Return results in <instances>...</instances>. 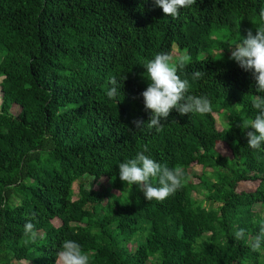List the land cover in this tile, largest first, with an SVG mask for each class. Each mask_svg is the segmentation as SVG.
<instances>
[{
  "label": "trees",
  "instance_id": "1",
  "mask_svg": "<svg viewBox=\"0 0 264 264\" xmlns=\"http://www.w3.org/2000/svg\"><path fill=\"white\" fill-rule=\"evenodd\" d=\"M261 10L264 0H196L173 19L154 0H0V264H55L65 240L89 264H264V246L248 243L264 223V150L248 147L245 129L264 93L229 59ZM185 50L191 62L178 75L212 110L173 109L161 131L135 129L150 116L143 65ZM113 77L122 88L109 99ZM223 141L229 159L214 153ZM145 146L183 170L181 189L160 202L119 179L118 165ZM240 182L254 189L237 190ZM191 191H203L208 208ZM29 221L37 238L25 244ZM239 229L245 239H234Z\"/></svg>",
  "mask_w": 264,
  "mask_h": 264
},
{
  "label": "clouds",
  "instance_id": "2",
  "mask_svg": "<svg viewBox=\"0 0 264 264\" xmlns=\"http://www.w3.org/2000/svg\"><path fill=\"white\" fill-rule=\"evenodd\" d=\"M196 0H154V4L162 9L165 16L178 18L182 8H188ZM260 23L252 30H247L245 37H239L230 47L229 59L234 60L245 72H250L255 81V91L264 93V10L259 12ZM191 62L187 50L177 58L168 53H158L153 59L147 61L143 67L146 69L144 78L148 81L147 88L140 94L143 97L144 110L150 112L147 122L133 120L135 129L145 126L148 129L162 130V119H166L175 109L179 114H206L212 110L211 101L206 96L188 94L190 83L188 79H181L178 72ZM204 73L196 71L192 74L194 80L202 78ZM125 77L123 78V80ZM106 95L109 99L117 96L121 85L115 77L110 79ZM123 86V85H122ZM252 108L256 110L253 119L246 121L247 145L253 150H264V95H256L252 101ZM143 151L136 153L134 158L128 159L118 165L119 179L127 186L135 185L143 192L147 201H163L175 194L183 186V170L180 166L168 167L152 159ZM35 213H33V218ZM24 243H32L37 238L35 225L26 222L24 225ZM236 240L245 239V230L239 229L233 233ZM250 246L253 251H259L264 246V223L259 233L252 238ZM90 257L83 252L81 246L73 240L63 241L56 254L55 264H89Z\"/></svg>",
  "mask_w": 264,
  "mask_h": 264
},
{
  "label": "rangeland",
  "instance_id": "3",
  "mask_svg": "<svg viewBox=\"0 0 264 264\" xmlns=\"http://www.w3.org/2000/svg\"><path fill=\"white\" fill-rule=\"evenodd\" d=\"M172 49L175 51L174 47ZM17 110H18V108L15 107L11 111H12V113H16ZM215 121H216L217 129L221 130V128L224 127L225 119L223 117H216ZM227 143L228 142H226V141L216 143L215 148H214L215 155L221 156L225 159H229L230 154H229V148H228ZM190 168H191L192 173H199L200 172L199 166L193 165ZM203 177H206V176H203ZM84 180H85L86 185L92 187V189H94V190L104 189L106 186V182L103 179H100L98 182H96L94 184L91 183V178H89V177H85ZM191 182L193 184H195L197 181L195 179H191ZM254 186H255L254 183L240 182L237 184V190L252 191L254 189ZM72 189H73V192L75 193L76 192V183H73ZM198 192H197V194H195V191H191V193H190L191 198L195 199L196 201H199L202 206L208 208V206H209L208 202L203 200V198L205 197L204 192L203 191H200L199 193ZM257 210L259 211L258 206L254 205L253 211H257ZM51 224L54 227H57L61 224V222L59 220L54 219L51 221ZM20 264H23V262H21Z\"/></svg>",
  "mask_w": 264,
  "mask_h": 264
}]
</instances>
